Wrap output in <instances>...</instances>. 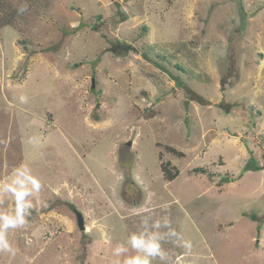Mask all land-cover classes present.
Masks as SVG:
<instances>
[{"label": "rangeland", "instance_id": "1", "mask_svg": "<svg viewBox=\"0 0 264 264\" xmlns=\"http://www.w3.org/2000/svg\"><path fill=\"white\" fill-rule=\"evenodd\" d=\"M22 164L0 264H111L143 207L192 242L169 264H264V0H0V180Z\"/></svg>", "mask_w": 264, "mask_h": 264}, {"label": "clouds", "instance_id": "2", "mask_svg": "<svg viewBox=\"0 0 264 264\" xmlns=\"http://www.w3.org/2000/svg\"><path fill=\"white\" fill-rule=\"evenodd\" d=\"M19 11H26V7L20 8ZM19 102L26 104L28 97L20 95ZM26 142L36 145L39 140L36 136H30ZM41 188L39 177L24 164L14 168L7 179L0 180V198H7L13 203L10 211H0V253L13 257L16 255L17 249L10 243L8 234L10 231L27 227L33 208V197ZM151 213L152 209L149 207H143L136 213L141 216V229L132 232L123 242H118L112 248L111 264H153L155 260H159L161 264H169L171 256L163 247L166 241L185 251H191V240L185 239L172 227L168 215L153 219ZM130 251L135 254L129 255Z\"/></svg>", "mask_w": 264, "mask_h": 264}, {"label": "trees", "instance_id": "3", "mask_svg": "<svg viewBox=\"0 0 264 264\" xmlns=\"http://www.w3.org/2000/svg\"><path fill=\"white\" fill-rule=\"evenodd\" d=\"M93 28L97 31L100 30L101 26H100V23H97L95 25H93ZM155 112H152V115H154ZM169 151L171 152H175L179 155H182L181 152L177 151L176 148L170 146L168 147ZM170 162H167V163H162V169H163V172L165 173V177L168 179V180H174L176 179V177L179 175L178 173V170L175 171V172H172V170H170V168L168 166H170ZM249 167V164H247V167L246 169Z\"/></svg>", "mask_w": 264, "mask_h": 264}, {"label": "water", "instance_id": "4", "mask_svg": "<svg viewBox=\"0 0 264 264\" xmlns=\"http://www.w3.org/2000/svg\"><path fill=\"white\" fill-rule=\"evenodd\" d=\"M78 220H79V224L81 226L82 229H85V223H84V217L82 214L78 213Z\"/></svg>", "mask_w": 264, "mask_h": 264}]
</instances>
